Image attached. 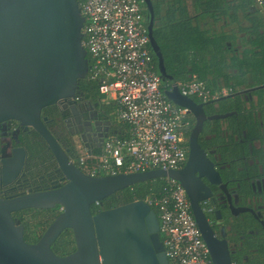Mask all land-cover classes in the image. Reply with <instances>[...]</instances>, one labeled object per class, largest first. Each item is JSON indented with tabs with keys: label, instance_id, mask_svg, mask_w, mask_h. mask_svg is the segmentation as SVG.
Returning <instances> with one entry per match:
<instances>
[{
	"label": "water",
	"instance_id": "1",
	"mask_svg": "<svg viewBox=\"0 0 264 264\" xmlns=\"http://www.w3.org/2000/svg\"><path fill=\"white\" fill-rule=\"evenodd\" d=\"M150 45L157 56V71L171 88L165 94L197 119L189 159L182 169L93 175L82 170L45 125V106L74 97L89 64L82 44L84 17L77 0H0V124L17 120L47 142L67 178L51 189L2 196L25 164L26 149L17 145L6 155L0 144V264H169L164 245H157L159 221L155 210L136 199L93 213L92 204L142 181L171 177L185 188L195 206L183 172L201 152L197 135L206 118L204 104L183 95L167 72L163 51L153 34L154 7L145 0ZM232 95V94H231ZM229 95V96H231ZM228 97L222 96L220 99ZM214 101V100H212ZM226 116V114L224 115ZM46 119V118H45ZM20 142L19 135H14ZM1 141V132H0ZM60 206L59 214L36 242L25 240V225L13 213L28 208ZM71 228L75 250L60 255L52 245Z\"/></svg>",
	"mask_w": 264,
	"mask_h": 264
},
{
	"label": "flooded vegetation",
	"instance_id": "2",
	"mask_svg": "<svg viewBox=\"0 0 264 264\" xmlns=\"http://www.w3.org/2000/svg\"><path fill=\"white\" fill-rule=\"evenodd\" d=\"M146 16L148 26L147 9ZM209 19L217 22L219 18ZM200 20L197 17L195 22ZM207 20L204 22L209 24ZM239 21L245 22L244 18ZM228 44L236 51L243 50L239 39ZM155 58L158 64L156 55ZM223 90L225 94L206 101L192 96L198 103L211 102L204 104L206 118L197 135L202 151L196 153L182 176L196 203L192 205L187 193L212 263L264 264V83ZM76 92L74 97L45 106L41 117L68 155L72 148L92 154L103 148L108 137L122 133V122L102 98L88 97L79 84ZM222 96L228 97L220 99ZM196 123L195 115L187 111L181 126L186 161L178 169L184 168L189 159ZM0 132L6 155L17 145L26 149L23 169L11 184L1 187L2 196L51 189L67 182L39 132L26 129L17 120L1 123ZM14 135H19L20 142ZM115 197L120 198L121 194ZM113 202V207L121 205ZM159 241L163 243L160 232L156 240L160 247Z\"/></svg>",
	"mask_w": 264,
	"mask_h": 264
},
{
	"label": "built area",
	"instance_id": "3",
	"mask_svg": "<svg viewBox=\"0 0 264 264\" xmlns=\"http://www.w3.org/2000/svg\"><path fill=\"white\" fill-rule=\"evenodd\" d=\"M84 24L82 44L89 54V78L103 100L114 103L125 125L108 137L90 174H117L150 169H178L186 161L182 122L187 108L165 94L171 88L155 69L150 51L145 0H77ZM264 10V0H257ZM183 95L204 101L225 94L198 79L178 82ZM91 154L79 161L86 164ZM159 195L145 201L155 210L169 264H213L192 215L184 186L164 177Z\"/></svg>",
	"mask_w": 264,
	"mask_h": 264
},
{
	"label": "trees",
	"instance_id": "4",
	"mask_svg": "<svg viewBox=\"0 0 264 264\" xmlns=\"http://www.w3.org/2000/svg\"><path fill=\"white\" fill-rule=\"evenodd\" d=\"M154 13L153 34L163 51L167 72L177 82L198 79L212 91L222 89L223 86L236 90L243 85L264 83V30L261 32V27H264V10L258 6L257 0H154ZM214 16L219 18V23L222 22L215 31L205 22H195L197 17L207 20ZM240 18H244L245 22L239 21ZM228 23H236L237 26L230 32L225 29ZM237 39L243 44L241 51H236L228 44V41L236 42ZM150 51L157 70V60L151 45ZM86 57L89 64L87 51ZM78 84L88 97L103 99L98 82L89 78V69L86 77L80 79ZM257 92L260 93L261 88ZM104 103L117 114L114 103ZM121 125L123 133L125 125ZM101 153L102 149L93 152L84 165L79 161L83 154L75 148L71 149L69 156L82 170L90 172L97 166ZM164 186V178L135 183L93 203L91 208L93 213H97L112 208L113 200L118 204L136 199L145 200L149 196L159 195ZM118 193L121 194L120 198L115 197ZM59 207L28 208L14 212L13 215L25 225V240L36 242L59 214ZM75 247L71 228L65 229L52 245L53 250L60 255L74 251Z\"/></svg>",
	"mask_w": 264,
	"mask_h": 264
},
{
	"label": "rangeland",
	"instance_id": "5",
	"mask_svg": "<svg viewBox=\"0 0 264 264\" xmlns=\"http://www.w3.org/2000/svg\"><path fill=\"white\" fill-rule=\"evenodd\" d=\"M192 11H193V10H192ZM193 13L195 14L196 11H195V12L193 11ZM207 22H208L210 25H212V27L218 22L216 28L219 27L220 23H222V22L219 23V21L215 22L213 19H209V20H207ZM236 26H237L236 23H228V25L226 26L225 29H226V30H229V31L231 32V29H235Z\"/></svg>",
	"mask_w": 264,
	"mask_h": 264
},
{
	"label": "crops",
	"instance_id": "6",
	"mask_svg": "<svg viewBox=\"0 0 264 264\" xmlns=\"http://www.w3.org/2000/svg\"><path fill=\"white\" fill-rule=\"evenodd\" d=\"M205 21V18H201V20H200V23H203ZM237 71V70H236ZM228 87H226V86H223V88L222 89H217V90H214L215 92L216 91H221V90H223V89H227Z\"/></svg>",
	"mask_w": 264,
	"mask_h": 264
}]
</instances>
